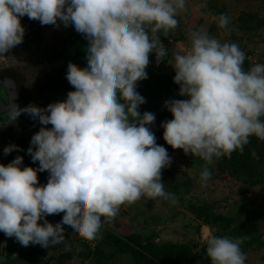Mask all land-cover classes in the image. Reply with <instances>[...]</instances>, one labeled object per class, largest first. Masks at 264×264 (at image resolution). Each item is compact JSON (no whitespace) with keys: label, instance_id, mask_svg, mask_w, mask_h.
<instances>
[{"label":"clouds","instance_id":"9594fccd","mask_svg":"<svg viewBox=\"0 0 264 264\" xmlns=\"http://www.w3.org/2000/svg\"><path fill=\"white\" fill-rule=\"evenodd\" d=\"M184 7L185 0H0V58L23 42L25 16L42 26H72L88 42L86 67L67 65L65 78L75 90L64 101L6 107V122L26 114L42 127L26 152L38 167H22L19 155L0 164L5 237L49 249L68 227L93 242L122 205L142 196L170 197L161 170L171 158L151 131L154 113L139 111L146 101L137 84L147 79L150 54L157 63L167 55L155 34L174 29ZM215 19L220 28L229 23L225 15ZM190 43L169 64L178 95L187 99L165 101L172 119L160 127L168 146L205 162V184L211 178L207 165L215 159L242 153L249 137L264 141V64L245 71V54L236 43L222 44L203 30L191 32ZM13 151L21 149H3L5 156ZM45 171L47 183L39 185L37 173ZM53 214H63L55 225L46 219ZM243 239L209 232L201 242L210 264H245Z\"/></svg>","mask_w":264,"mask_h":264},{"label":"trees","instance_id":"16d2710c","mask_svg":"<svg viewBox=\"0 0 264 264\" xmlns=\"http://www.w3.org/2000/svg\"><path fill=\"white\" fill-rule=\"evenodd\" d=\"M32 22L35 24V27L34 31L30 32L29 35L38 40L41 38L40 32L42 28L56 27L53 25L42 26L39 21L36 20H32ZM231 27L232 31L229 33V29ZM222 31L225 34L229 33L228 38L235 41L240 49H244L247 43H253L256 38H262L264 35V18L260 17L256 13L244 12L238 16L236 22L232 23V26L228 23L225 28H222ZM155 35L159 38L161 44L165 46L168 42V38H172L173 33L171 32L166 35L161 30ZM238 35L241 37L237 38ZM149 36L151 38L152 34L149 33ZM59 57H62L61 53L55 56L56 59ZM163 61L164 64L165 58ZM152 62L155 61L152 60L149 63ZM149 66L152 67L151 65ZM242 68L245 71L249 70V66L244 63L242 64ZM152 69L155 68L153 67ZM146 70L151 69L146 68ZM18 88L21 96V103L19 107L24 108V103L29 99L27 90L22 87V84L18 86ZM170 88H174L177 93L179 91L178 85L174 84V86L172 85ZM137 91L142 97H147L154 101L164 100L165 102L170 100L158 91H155L154 93H145L139 91L138 89ZM184 98L185 97H180L179 95L177 96V99ZM139 111L141 114L145 112L141 108ZM171 119V114L166 116L160 115L155 120V127L153 125L150 126L151 131L155 135L156 143L163 146L167 150L169 157L175 154L178 149L174 150L164 142L162 138L163 129L160 125L162 122ZM4 141V138H0V164L6 166L19 155L23 157L22 167H38V162L33 163L31 161V157L26 154L27 150H25L23 146L24 138L17 140L15 144L13 142L5 143ZM13 144L18 146L21 151H13L5 156L3 149ZM253 153H255V155H253ZM189 156L192 157L190 154ZM213 166V170L216 175L224 176L231 180L234 184H242L246 187L247 193L251 192L254 188L264 185V141L259 140L255 136L249 137V143L244 146L242 153L234 151L230 158L221 157L214 162ZM48 175L47 171L38 172V184H46ZM161 182L164 184V191L171 194L168 200L172 199L175 200V203H182L186 207L188 213L191 214L194 221L202 222L203 225L213 228L215 230L214 235L218 237H229L232 239L246 237L240 245L241 251L246 256L245 264H249L248 254L251 255L260 253L262 254L261 260L264 261V240L259 233V224L264 221V212L257 209H247L245 211L244 220L239 225L233 226L235 223L234 218H228L222 214H217V208L215 205L207 203L202 197L193 195V179L187 178L184 181L177 179L172 161L169 167L161 170ZM186 199H189V201L186 202ZM62 215L63 214L48 215L46 219L55 225L61 221ZM38 222L42 223V221ZM156 239L157 235L155 234L144 236L143 234H139L137 232H131L130 235L120 236L108 228L105 229V231L101 228L99 238L93 242H89L78 237L79 242L81 241L85 245L84 251L80 253V258L87 259L91 255H95V257L98 256V258L102 261L101 246H107L114 254H130L133 256L135 264H210L209 258L205 252L204 244L200 248L199 242V244L197 243L192 245L187 243L175 244L173 242L157 243ZM93 245L96 246L95 249L92 248ZM73 258V251L64 252L59 254L50 263L66 264L67 262L72 261Z\"/></svg>","mask_w":264,"mask_h":264},{"label":"rangeland","instance_id":"374dc122","mask_svg":"<svg viewBox=\"0 0 264 264\" xmlns=\"http://www.w3.org/2000/svg\"><path fill=\"white\" fill-rule=\"evenodd\" d=\"M200 2V7H228L230 9L229 16L231 18V21L235 20L237 16L244 12L256 13L260 17L264 18V0H200ZM230 26H232V23H230ZM231 29L232 27L229 29V33H231L232 31ZM229 33L225 34L217 25V29L214 33V38L222 44L225 42L235 43V41L228 38ZM240 37V35L237 36V38ZM26 39L24 38L23 42L20 45L10 50L9 57L5 56L3 58L4 60L0 61V75L4 74V71L2 70L3 68H5V71H8L9 74H17V76L19 77H21V75L19 74L20 69L23 73L27 70L26 72L29 74V76H31V83L34 82V77L36 76L38 77V80L40 82V74H37L34 68L35 58L33 54L36 50V46L35 44L25 42ZM244 48L247 51L257 52L264 58V35L262 36V38H256L253 43H247ZM262 64H264V62H262ZM46 82L47 80L43 75L41 79L42 84H40L35 90V92L38 91L37 98L39 99V96L41 97V103L38 102L37 104V106L41 108L48 105V103L46 102L47 99H49V94L47 93V91L45 90L44 94L42 95L39 92V90L44 88ZM32 95H34V93H32ZM43 103H45L46 105H42ZM16 123V130L14 132L15 135L13 136V140H15L13 141V143L15 144L17 140L24 138L23 146L25 150H27L28 147H26V145L28 144V142L26 144V139L29 137L30 128H27V130H23L25 128V125H27L28 123H30V125L34 123L33 125L36 124L37 127H42V125H40L38 121L36 122L32 120L27 115H25ZM152 125L155 127V121ZM178 152H180V154H177ZM170 158L172 163L174 164V170L177 179L180 181H184L187 178L193 179V195L202 197L204 200H206L207 203L215 205L217 208V214H222L223 216L228 218H234L235 223L233 226L239 225L244 220L245 211L247 209H257L259 211H262L264 185H260L254 188L251 192L247 193L246 187L244 185L234 184L228 178L220 175L218 176L214 173L213 165L214 162H216L218 159H215L212 164L207 165L211 173V178L205 184H202L200 180V173L205 166V162L202 159L198 157H190L189 155L185 156L180 149H178L175 154L171 155ZM187 201H189V199H186V202ZM166 202L167 204H165ZM127 206L130 207V212L128 211L129 214L120 215L121 219L119 221V227L121 226L122 228H120V230L118 231L132 232V230H140V232L142 233H148L149 229H151V231L157 235V243H162L163 241H172L174 243L186 242L187 244L192 245V243L197 244L199 240H201V228L203 227V223L194 221L191 214L188 213L186 207L180 202L175 203V200L170 199L168 201V199L163 198L148 199L142 196L141 199L133 203L132 207L130 205ZM127 206L126 208L121 207L120 210L125 209L127 211ZM165 214L167 215V217L165 216ZM174 215L176 219L172 221V216ZM144 218H149V221L146 222ZM122 220L123 222H121ZM147 224L150 226L146 227L145 225ZM175 225H177V227H175ZM170 226L172 229H174L172 234L170 229L168 228ZM142 227L143 229H140ZM101 228L104 231L105 229H107L106 225H102ZM210 230L214 235L215 230L211 227ZM260 235L262 237V233H260ZM63 240L59 243V246H62L65 243L67 244V248L68 246H70V248H75V262L83 263V261L86 262L85 260L89 259L90 261H101L100 258H98V256L95 257V255H91L87 259L80 258V253L84 251L85 245L81 241L79 242L78 237L68 227H64ZM67 242H69V244ZM95 247L96 246L93 245L92 248L95 249ZM31 249L34 250H30L29 255L37 254L36 257H39V254L42 252V247H40L39 245H31ZM104 249H108V251L106 250L104 253ZM39 251L41 252L39 253ZM101 251H103L102 254H104V256H102L101 263L105 262V264H112V257L115 254L112 253V251L107 246H101ZM254 255L253 257L256 258L257 262L261 260L262 254L258 253ZM30 257L32 258L30 259L31 262L35 263L36 257ZM27 262L28 260L25 257L20 258L18 261H16V263L7 264H28Z\"/></svg>","mask_w":264,"mask_h":264},{"label":"crops","instance_id":"0c3cea01","mask_svg":"<svg viewBox=\"0 0 264 264\" xmlns=\"http://www.w3.org/2000/svg\"><path fill=\"white\" fill-rule=\"evenodd\" d=\"M200 3H201L200 0H185L184 9L180 10L175 17L177 20L176 27L174 29H170L167 33L164 32L166 35L170 34L171 32L173 33L172 38L171 39L168 38V42L164 46V48L167 51V55L164 57L165 63L162 64L158 69L146 70L147 79L143 81H139L137 84V89L139 91L145 93H154L155 91H158L159 93H161L170 100L177 99L178 93L176 92V90H174V88L172 89L170 88L172 85L174 86L173 77L175 73L173 68L169 64L173 62L174 56L177 53H182L183 51H186L187 49L190 48L191 32L197 30H203L208 34L210 38H214V33L218 25V21L215 19L216 17H219L220 15H225L228 17L229 23L236 22L238 18L237 16L235 20L231 21V18L229 16L230 9L228 7H200L201 5ZM21 24L25 28L24 38L25 39L27 38L25 42L30 44H35L36 46V50L33 54L35 58L34 68L36 70V73L40 74V82L38 80V77L36 76L34 77L35 80L33 83H31V76H29V74L26 72L27 70L24 71L23 73L22 70L20 69L19 74L21 75V77L17 76V74L14 77L15 82L18 84L17 86H20L22 84V87L26 88L27 90L29 99L27 102L24 103L25 104L24 107L28 106L29 104H34L37 106L38 102H40L41 97L39 96V99L37 98L38 91L35 92V90L40 84H42L41 79L43 75L45 76L47 82L44 88L39 90V92L42 95L44 94L45 90L47 91V93L49 94V99H47L46 102L50 104L58 101H64L66 99L67 93L69 91L75 90L65 78L67 65L69 62H71L77 65L78 67L81 68L86 67L87 62L85 57H86V49L88 47L87 40L84 39L82 34L77 33L72 26L65 28L62 24L55 28H42L40 32L41 38L40 40H38L29 35L30 32L34 31V27H35V24L32 22V20L28 19V17L25 16L21 18ZM9 52L5 53V56L9 57ZM59 53L62 54V57L56 59L55 56ZM3 60H4L3 58H0V61ZM244 64L246 65V63ZM16 78L18 81L16 80ZM32 93H34V95H32ZM144 98L146 103L140 106V108L144 111L154 113L155 119L158 118V116L160 115L162 116L170 115V113L164 107V103H165L164 100L154 101L147 97ZM42 105H46V104L43 103ZM25 115L26 114H22L16 122L21 120ZM33 124L30 125V123H28L27 125H25V128L23 129V130H27V128H30V134L28 137L29 139L28 138L26 139V144L28 142L26 147L28 148L30 146V140L32 135L38 132L39 128L41 127V126L37 127L36 124L35 125ZM15 125H17V123ZM44 127L51 128L52 126L47 125ZM177 154L180 153L178 152ZM263 198L264 196L262 197V212H264ZM165 204H167V202ZM132 205L130 204L131 207ZM126 206L127 205H122L121 207L126 208ZM127 209H128L127 211L125 209L120 210L118 212V215L112 220V222L104 225H106V227L109 230L113 231L117 235L120 236L130 235L131 232L118 231L120 230V228H122L121 226L119 227L120 224L119 221L121 219L120 215L129 214L130 207L127 206ZM175 215L172 216V221L176 219ZM165 216L167 217L166 214ZM144 219L146 222L149 221L148 220L149 218L148 219L144 218ZM114 220L117 222H115ZM121 222H123V220ZM145 226L147 227L150 225L147 224ZM259 226H260L259 232L262 233V239L264 240V221L260 222ZM175 227H177V225H175ZM168 228L170 229L172 234L174 229H172L171 226ZM140 229H143V227ZM132 232H137L139 234H143L144 236L155 234L154 232L151 231V229H149L148 233L147 232L142 233L140 232V230L139 231L132 230ZM4 236L5 235L3 233H0V256H1V249H2ZM166 242H172V241H166ZM199 243L201 248L203 243H201V240H199ZM106 250L108 251V249H104V253ZM70 251L74 252V258L72 259V261L67 262L66 264H71L72 262L75 261V252H76L75 248H70L69 246L68 252ZM57 253L54 254V257H57L59 255ZM253 255L248 254L249 264H264L263 260L257 262L256 258L253 257ZM102 256H104V254H102ZM112 260H113L112 264H135L134 258L130 254H125V255L115 254L112 257ZM85 261L86 262L83 261V264H105V262L101 263L102 261L100 262L98 261V259H97L98 262H96L95 260L90 261V259ZM50 262L48 260L47 263L45 264H54Z\"/></svg>","mask_w":264,"mask_h":264},{"label":"water","instance_id":"95a60500","mask_svg":"<svg viewBox=\"0 0 264 264\" xmlns=\"http://www.w3.org/2000/svg\"><path fill=\"white\" fill-rule=\"evenodd\" d=\"M5 74L0 75V138H13L10 137L8 134L12 133L15 128V123L6 122L7 120V106L9 103H13L19 106L20 103V92L15 82V75L9 74L8 71H5V68L2 69ZM184 99H187L185 97ZM39 223V222H38ZM211 232L210 227L203 225L201 228V241L202 237L206 234ZM202 243V242H201ZM31 249V245L29 246H22L19 242L15 241V238H7L4 236L2 249H1V256H0V264H7V263H16L20 258H27L28 264H45L48 260L54 257L53 250L51 251L50 248H42V252L39 251V257L35 255H29ZM30 256L35 258V263L31 262L32 259Z\"/></svg>","mask_w":264,"mask_h":264},{"label":"built area","instance_id":"2783aa9c","mask_svg":"<svg viewBox=\"0 0 264 264\" xmlns=\"http://www.w3.org/2000/svg\"><path fill=\"white\" fill-rule=\"evenodd\" d=\"M241 51L244 52L245 54V60L243 63H246L249 66V69L251 67H253L255 64H262V62H264V58L262 57L261 54L257 53V52H253V51H247L245 49H241ZM164 59V58H163ZM154 60L155 62L149 63L147 68L152 69L153 67L155 69H158L162 64H163V60L160 61L159 63L156 62V58L155 55L153 57V54L149 55V62ZM149 65H151L152 67H150ZM71 264H83V263H79V262H72Z\"/></svg>","mask_w":264,"mask_h":264},{"label":"flooded vegetation","instance_id":"af4514ba","mask_svg":"<svg viewBox=\"0 0 264 264\" xmlns=\"http://www.w3.org/2000/svg\"><path fill=\"white\" fill-rule=\"evenodd\" d=\"M0 74H1V69H0ZM5 74V73H4ZM15 127H16V125H15ZM15 128H14V130H13V132L12 133H10V134H8L10 137H12V136H14L15 134H14V132H15ZM4 139H5V143H11V142H13L14 140H13V138H5L4 137ZM67 237V236H66ZM68 238V237H67ZM64 241V240H63ZM68 244H69V242H67ZM64 249V250H63ZM50 250L52 251L53 250V252H54V254H56L57 252V254H61V253H64V252H68V250H69V246H68V250H67V244H63L62 246H59V244H57V245H55L54 247H51L50 248ZM53 257V256H52ZM54 259L56 258V257H53ZM53 258H51L50 260H49V262L51 261V260H53Z\"/></svg>","mask_w":264,"mask_h":264}]
</instances>
